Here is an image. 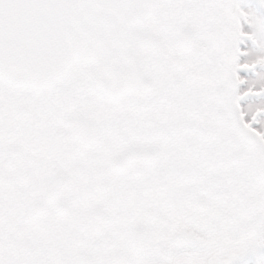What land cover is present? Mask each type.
<instances>
[{"label":"snow or ice","instance_id":"6c2138e0","mask_svg":"<svg viewBox=\"0 0 264 264\" xmlns=\"http://www.w3.org/2000/svg\"><path fill=\"white\" fill-rule=\"evenodd\" d=\"M0 264H264V0H0Z\"/></svg>","mask_w":264,"mask_h":264}]
</instances>
